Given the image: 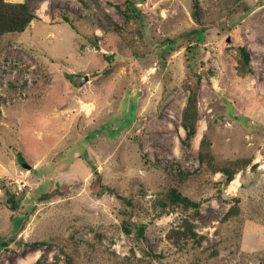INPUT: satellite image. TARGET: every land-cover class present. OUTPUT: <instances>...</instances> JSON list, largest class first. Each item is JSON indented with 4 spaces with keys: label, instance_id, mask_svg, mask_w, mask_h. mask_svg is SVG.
Here are the masks:
<instances>
[{
    "label": "rangeland",
    "instance_id": "obj_1",
    "mask_svg": "<svg viewBox=\"0 0 264 264\" xmlns=\"http://www.w3.org/2000/svg\"><path fill=\"white\" fill-rule=\"evenodd\" d=\"M10 1L37 17L0 38V264H264V0Z\"/></svg>",
    "mask_w": 264,
    "mask_h": 264
},
{
    "label": "trees",
    "instance_id": "obj_2",
    "mask_svg": "<svg viewBox=\"0 0 264 264\" xmlns=\"http://www.w3.org/2000/svg\"><path fill=\"white\" fill-rule=\"evenodd\" d=\"M195 9L197 12L200 9V1L195 0L194 2ZM37 15L31 9L29 4L26 1H10V0H0V38L9 32H20L25 30L33 19H35ZM205 31L206 28L204 26H200L190 30L186 33V36L191 37V40L194 42H202L205 39ZM177 42L175 39L168 38L166 42H163L161 46V52L166 53L170 49H172L173 45ZM239 52L241 54L242 61L248 65L251 62V53L248 48L244 44H239ZM195 102L194 95L189 97L190 106ZM197 112L194 107H187L184 113V124L187 126V143H189L190 139L195 135L196 121H197ZM205 141H203L204 144ZM19 159L24 161V157L21 152H18ZM95 172L100 176V173ZM234 174L232 172H228V180L233 179ZM125 200L128 206H134V202L132 198H127L123 196H119ZM9 201L11 202L12 207L17 208V198L16 195L13 194L9 197ZM159 202L164 205H184L187 207H193L196 210L200 207V202L192 199L191 197L183 194L178 188L171 187L166 191L165 197L160 198ZM14 226L16 230H18L24 221V216H14ZM123 229L131 233L135 231L138 237L142 238L145 235L146 224L145 223H135L131 224V222H123ZM6 235L0 236V251L1 247L7 245L8 242L6 240ZM35 264H40V259H38Z\"/></svg>",
    "mask_w": 264,
    "mask_h": 264
},
{
    "label": "water",
    "instance_id": "obj_3",
    "mask_svg": "<svg viewBox=\"0 0 264 264\" xmlns=\"http://www.w3.org/2000/svg\"><path fill=\"white\" fill-rule=\"evenodd\" d=\"M89 76L87 74L83 75L82 78H81V83L85 82L86 80H88ZM23 165L27 168H32V164H30L29 162L27 161H24L22 162Z\"/></svg>",
    "mask_w": 264,
    "mask_h": 264
}]
</instances>
